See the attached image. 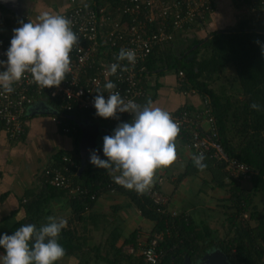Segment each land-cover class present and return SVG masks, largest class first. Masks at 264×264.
<instances>
[{
  "label": "crops",
  "instance_id": "crops-1",
  "mask_svg": "<svg viewBox=\"0 0 264 264\" xmlns=\"http://www.w3.org/2000/svg\"><path fill=\"white\" fill-rule=\"evenodd\" d=\"M23 1L25 4L20 14L0 4V38L11 40L14 35L13 29L21 26L20 21L38 22L37 17L44 12L63 16L72 5L71 0ZM213 1L214 13L209 15L201 26L177 31L169 45L173 47L180 45L184 48L189 38H203L206 32L233 26L244 13H247L248 17L252 16L243 6L247 3L249 5V1L246 3L237 2L238 0ZM0 60L7 59L0 58ZM4 70L0 67V71ZM223 77L222 75L221 78ZM145 85L147 95L141 100L142 105L151 99L154 106L171 112H178L183 108L197 109L202 106L203 94L199 91L192 92L190 89L184 91L179 85L178 73L174 70L164 68L149 72L145 78ZM59 106L58 98H37L26 111L25 134L18 140L11 139L3 123L0 122V236L8 233L16 223L26 217L25 205L41 189L45 179L44 170L48 166L59 165L63 156H73L81 162L80 170H82L92 165L90 150H98L100 158L107 159L103 154V137L112 135L120 122H129L125 116L118 115L116 118L104 119L97 116L96 111L87 114L81 110L82 113L76 111L74 114L73 112L67 114L69 125L78 126L79 134L64 133L61 125L53 120ZM79 122H82L87 129L97 132L94 135L95 139L85 141V151L88 148L90 150L84 156L80 148L83 132ZM175 143L177 159L172 165L157 170L154 182L149 188L152 192L156 191L165 204L167 212L174 215L186 213L198 226L207 224L210 228L222 232L226 229V224L229 228L228 219L236 211L234 191L231 189L237 185L250 196L252 195L251 205L248 210L242 211L241 217L248 220L252 228H256L257 221L250 219V214L257 211L264 216V191L257 190L253 181L233 183L234 180L229 178L226 171L209 157L203 160L206 167L203 170L198 169L192 160L195 153L189 147V139L185 132H179ZM111 177L113 178L112 175ZM123 191L113 189L101 192L98 200L87 213L86 225L88 236L91 237L86 238L87 246L75 253L64 255L57 264H128V259L116 254L111 246L110 235L117 229L120 237L115 247L122 246L125 255L131 253L139 255L140 244L150 238L151 235L147 231L153 230L155 222L144 217ZM148 192L147 190L146 193ZM257 195L261 197L258 203H255ZM187 198L193 199L189 205L185 201ZM46 210L47 214L43 219L45 223L48 222L49 216L63 218L67 220V229L75 228L78 234L82 233L80 229L83 223L80 222V226L73 220V209L68 196L52 200ZM213 217L221 220V228L212 224ZM94 219L96 224L92 223ZM236 220L239 221L240 218L236 217ZM135 231H138L137 248L133 243L125 246L124 242ZM97 232L100 234L93 236ZM3 254L4 250L0 247V255Z\"/></svg>",
  "mask_w": 264,
  "mask_h": 264
},
{
  "label": "trees",
  "instance_id": "trees-1",
  "mask_svg": "<svg viewBox=\"0 0 264 264\" xmlns=\"http://www.w3.org/2000/svg\"><path fill=\"white\" fill-rule=\"evenodd\" d=\"M243 6L252 16L248 17L245 14L235 25L209 31L203 38H189L184 48L180 45L157 47L149 56L147 67L148 72L164 68L174 70L178 74L183 71L185 83L182 87L180 86L183 90L194 89L210 97L220 140L225 150L230 156L248 163L263 174L264 54H262V46H264V17L260 15V3L254 5L255 11L250 2L249 5L247 3ZM207 18L208 16L205 19ZM228 67L234 70L233 78L232 76L225 78L223 83L213 86V82L220 80ZM253 102L260 105V111L250 107ZM76 111L82 113L83 110L74 109L73 114ZM93 111L95 110H84L83 112L91 114ZM212 161L224 169L222 161ZM74 180L88 187L90 192H100L99 195L97 194L98 198L101 192L104 193L106 190H124L123 192L144 217L156 221L152 235L164 232L165 239L161 246L166 255L161 264H183L188 257L193 263H198L207 253L216 249L225 253L231 264H264L262 262L264 253L263 213L255 211L250 214V219L257 221L256 228H252L249 221L241 217L242 211L250 207L252 195L250 196L237 185L231 189L234 191L236 211L228 219L229 228L222 237L217 230L210 228L207 224L198 226L186 213L177 215L168 213L165 204L157 203L150 193L138 194L134 190H128L115 183L108 170L88 165L79 171ZM252 181L257 190L264 191V180L261 176H256ZM62 196L69 197L65 189L43 182L39 192L25 205L26 217L16 223L7 234L12 235L19 227L26 224H34L39 229L45 224L43 219L47 214L48 205L52 200ZM69 200L73 209V220L83 224L81 234H78L75 228L62 230L58 242L65 250L64 255L75 253L87 246L86 238H91L88 236L86 225L88 223L87 213L96 203V201H91L90 197L85 196L80 199L69 197ZM236 217L240 220H236ZM92 223L96 224L95 219ZM137 235L138 231L133 232L124 242L125 246L133 243L137 248ZM119 237L118 229L110 235L111 246L116 254L126 257L128 264H148L137 253L125 255L122 246L116 248Z\"/></svg>",
  "mask_w": 264,
  "mask_h": 264
},
{
  "label": "built area",
  "instance_id": "built-area-1",
  "mask_svg": "<svg viewBox=\"0 0 264 264\" xmlns=\"http://www.w3.org/2000/svg\"><path fill=\"white\" fill-rule=\"evenodd\" d=\"M260 3V15L264 17V0H238ZM71 7L63 16L71 21L70 27L78 38L70 53L71 72L59 87L42 88L33 82L30 73L14 83V91L5 93L0 88V122L13 140L25 134V115L28 107L37 98H58L60 106L53 118L61 125L64 133H76L79 128L69 125L67 114L74 109L95 110L93 100L103 89L107 80L112 81L122 98L142 105L146 97L145 78L148 76L147 60L157 47L172 43L175 33L180 30L201 26L205 18L215 11L213 0H71ZM259 14V12H258ZM9 39L0 38V58L7 59ZM121 48L132 49L136 53L135 64L127 60L116 61ZM112 63H120L126 71L117 70L115 75L108 72ZM179 85L185 83V74H178ZM186 91V90H184ZM192 92L197 90L190 89ZM107 100L108 94L104 93ZM179 125L180 131L187 133L189 147L194 155H203L215 161H222L229 178L234 181H252L256 176L264 180V173L235 157L225 150L219 136L217 123L208 95L202 96V106L197 109L183 108L178 112L167 111ZM122 114L132 119L129 113ZM264 138V130L262 132ZM59 165L48 166L44 170L43 182L63 188L69 197L80 199L90 197L97 201L100 192H90L88 187L75 182L81 164L73 156H63ZM148 189L157 203H163L156 191ZM169 228V227H168ZM170 234V231L167 230ZM165 234L155 233L140 244L139 255L148 264H161L166 252L161 246ZM134 251V250H133ZM264 262V253L262 257Z\"/></svg>",
  "mask_w": 264,
  "mask_h": 264
},
{
  "label": "clouds",
  "instance_id": "clouds-1",
  "mask_svg": "<svg viewBox=\"0 0 264 264\" xmlns=\"http://www.w3.org/2000/svg\"><path fill=\"white\" fill-rule=\"evenodd\" d=\"M37 21H20L21 26L13 29L10 47L5 53L7 60H0V67L5 69L0 71V88L5 93L13 92L12 85L25 73H30L39 87L52 88L59 87L71 72L70 53L78 41L70 27L71 21L48 12L39 15ZM115 60H127L134 65L136 53L121 48ZM118 69L127 70L120 63H112L108 72L115 75ZM115 88L107 77L103 89L97 87L98 95L93 100L96 115L109 119L116 118L118 112L129 113L132 119L120 122L112 135L103 137V154L107 159H101L98 150H90V163L108 170L115 183L144 194L152 186L157 170L172 165L177 159L175 141L180 128L171 114L154 106L151 99L139 105L126 101L118 91H113ZM250 107L260 111V105L255 102ZM204 159L203 155L192 156L200 170L206 167ZM47 221L39 229L34 224H26L12 235L0 236V247L5 250L0 255V264H57L65 254L58 240L67 227V220L49 216Z\"/></svg>",
  "mask_w": 264,
  "mask_h": 264
},
{
  "label": "water",
  "instance_id": "water-1",
  "mask_svg": "<svg viewBox=\"0 0 264 264\" xmlns=\"http://www.w3.org/2000/svg\"><path fill=\"white\" fill-rule=\"evenodd\" d=\"M0 4L5 6L8 9L13 10L14 13L20 14L22 10L23 4L25 2L23 0H0ZM79 126L82 129L83 132V140L81 143V154L84 156L88 151L90 150L88 148L87 151H85L86 145L85 141H91V139H95L96 131L95 130H89L87 129L84 124L79 122ZM183 264H231L228 260V257L225 253H223L220 249H216L213 251H210L207 253L203 259L198 263H193L191 259L188 257L186 258L185 262Z\"/></svg>",
  "mask_w": 264,
  "mask_h": 264
},
{
  "label": "rangeland",
  "instance_id": "rangeland-1",
  "mask_svg": "<svg viewBox=\"0 0 264 264\" xmlns=\"http://www.w3.org/2000/svg\"><path fill=\"white\" fill-rule=\"evenodd\" d=\"M247 14V13H246ZM245 15V13L242 15V16H244ZM208 30H210V29H208ZM208 32H206V34H207ZM233 68L232 67H228V70H226V72L224 73V77L223 78H220V80H218L217 82H213V86H217L218 85V83H223L224 82V80L223 79H225V78H228V77H231L232 76V73H233ZM234 75V74H233ZM243 182H250V181H243ZM243 182H241V183H243ZM243 184H245L246 185V183H243ZM248 184V183H247ZM264 196V195H263ZM259 197H261V195H257V197L255 198V203H258V199H259ZM186 204L187 205H189V204H191L192 202H193V199L192 198H187L186 200ZM219 216V215H218ZM155 222V224H156V221H154ZM77 224H80L79 222H77ZM212 224L215 226V227H217V228H221V220L219 219V218H216V217H213V220H212ZM80 226H81V224H80ZM225 227H226V229H224V230H222V232H220L219 231V235L220 236H224L227 232H226V230L228 231V225L226 224L225 225ZM80 229V228H79ZM148 229H150V228H148ZM80 231H82V229H80ZM150 235H152V231L151 230H148L147 231ZM226 232V233H225ZM163 233V232H162ZM92 234V233H91ZM98 234H100V232H97V233H95L93 236H95V235H98Z\"/></svg>",
  "mask_w": 264,
  "mask_h": 264
}]
</instances>
